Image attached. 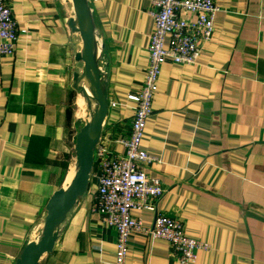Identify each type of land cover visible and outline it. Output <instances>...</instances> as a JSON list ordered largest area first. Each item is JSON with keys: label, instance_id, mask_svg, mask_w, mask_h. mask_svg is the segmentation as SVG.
Returning a JSON list of instances; mask_svg holds the SVG:
<instances>
[{"label": "crops", "instance_id": "0c3cea01", "mask_svg": "<svg viewBox=\"0 0 264 264\" xmlns=\"http://www.w3.org/2000/svg\"><path fill=\"white\" fill-rule=\"evenodd\" d=\"M150 1L86 0L107 83L102 134L116 156L130 134L128 96L148 64ZM7 2L19 35L14 55L0 59V264H14L39 239L49 197L73 178V77L83 67L69 0ZM214 3V31L197 64L161 66L140 147L158 160L141 169L164 193L132 214L147 227L158 214L178 219L185 235L208 243L192 264H264V0ZM76 105L83 109L82 99ZM97 173L93 164L38 264H114L116 229L92 208ZM126 264L180 263L166 240L133 234Z\"/></svg>", "mask_w": 264, "mask_h": 264}, {"label": "built area", "instance_id": "2783aa9c", "mask_svg": "<svg viewBox=\"0 0 264 264\" xmlns=\"http://www.w3.org/2000/svg\"><path fill=\"white\" fill-rule=\"evenodd\" d=\"M150 3L153 30L147 48L148 64L139 92L128 96L135 104L130 134L117 141L123 154L116 156L109 149V135L101 133L93 153L98 173L92 208L101 212L104 222L116 229L114 264H126L128 242L133 234L166 240L178 254L180 264H192L199 250L210 249L208 243L185 235L178 219L158 214L152 226L147 227L132 211L149 208L147 199H159L164 193L160 181L149 179L141 169L142 165L158 160L140 147L153 113L161 66L166 62L197 64L203 46L212 38L218 8L214 0H151ZM18 35L7 0H0V59L14 55Z\"/></svg>", "mask_w": 264, "mask_h": 264}, {"label": "water", "instance_id": "95a60500", "mask_svg": "<svg viewBox=\"0 0 264 264\" xmlns=\"http://www.w3.org/2000/svg\"><path fill=\"white\" fill-rule=\"evenodd\" d=\"M74 18L69 22L73 32L79 34L82 48L75 60L83 67L73 77L74 88L87 101L90 111L89 119L75 137L74 151L76 155L75 173L66 187H61L49 197L46 214L37 241L27 243L16 258L14 264H38L40 257L52 251L58 237V227L65 220L68 212L88 188L93 168L94 148L100 140L102 123L107 115V83L102 79L98 69V57L94 38V26L86 0H71ZM83 84V86H81ZM88 89L89 95L86 93Z\"/></svg>", "mask_w": 264, "mask_h": 264}, {"label": "rangeland", "instance_id": "374dc122", "mask_svg": "<svg viewBox=\"0 0 264 264\" xmlns=\"http://www.w3.org/2000/svg\"><path fill=\"white\" fill-rule=\"evenodd\" d=\"M80 98L82 99L83 101V109H78L77 108V105H76V101L77 99ZM76 100V101H75ZM71 108H72V112H73V119L74 121L77 123V131L80 130V128L86 124L88 122V119H89V114H90V111L91 109L93 108V104L92 106L88 107V103L87 101L83 98L82 94L78 91H76V96H75V99L73 100V105H71ZM78 133V132H77ZM72 158H71V162H70V167L71 169L73 168V172L75 173V159H76V156H75V153H74V150L72 151Z\"/></svg>", "mask_w": 264, "mask_h": 264}, {"label": "bare ground", "instance_id": "6f19581e", "mask_svg": "<svg viewBox=\"0 0 264 264\" xmlns=\"http://www.w3.org/2000/svg\"><path fill=\"white\" fill-rule=\"evenodd\" d=\"M71 2V0H69ZM83 86V84H81ZM86 93L89 95L88 89L85 87ZM82 108V107H81ZM74 176V175H73ZM70 183V182H69Z\"/></svg>", "mask_w": 264, "mask_h": 264}]
</instances>
